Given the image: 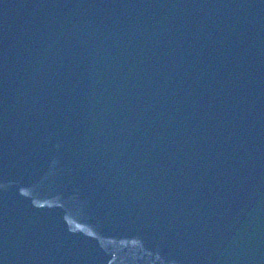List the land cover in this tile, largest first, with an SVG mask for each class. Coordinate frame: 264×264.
Instances as JSON below:
<instances>
[{"label": "water", "instance_id": "95a60500", "mask_svg": "<svg viewBox=\"0 0 264 264\" xmlns=\"http://www.w3.org/2000/svg\"><path fill=\"white\" fill-rule=\"evenodd\" d=\"M0 264H264V0H0Z\"/></svg>", "mask_w": 264, "mask_h": 264}]
</instances>
